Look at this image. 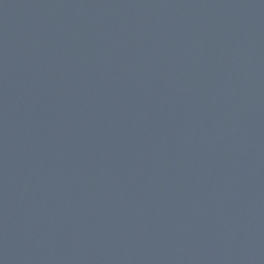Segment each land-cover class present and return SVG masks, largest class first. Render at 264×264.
<instances>
[{"label": "water", "instance_id": "obj_1", "mask_svg": "<svg viewBox=\"0 0 264 264\" xmlns=\"http://www.w3.org/2000/svg\"><path fill=\"white\" fill-rule=\"evenodd\" d=\"M0 264H264V0H0Z\"/></svg>", "mask_w": 264, "mask_h": 264}]
</instances>
